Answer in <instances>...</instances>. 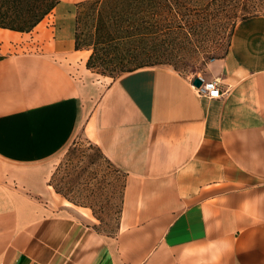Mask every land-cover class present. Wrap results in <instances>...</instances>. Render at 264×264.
I'll list each match as a JSON object with an SVG mask.
<instances>
[{
	"label": "crops",
	"instance_id": "crops-1",
	"mask_svg": "<svg viewBox=\"0 0 264 264\" xmlns=\"http://www.w3.org/2000/svg\"><path fill=\"white\" fill-rule=\"evenodd\" d=\"M81 1L0 27V264H264V12L198 72L220 81L207 98L163 65L89 78ZM32 32L35 49L1 52ZM78 133L126 175L114 236L50 183Z\"/></svg>",
	"mask_w": 264,
	"mask_h": 264
},
{
	"label": "rangeland",
	"instance_id": "rangeland-1",
	"mask_svg": "<svg viewBox=\"0 0 264 264\" xmlns=\"http://www.w3.org/2000/svg\"><path fill=\"white\" fill-rule=\"evenodd\" d=\"M262 12L264 0H179L173 14L155 7L144 8L138 15V25L132 31L136 35L130 45L137 47L138 55L126 67L163 65L186 77L197 75L207 61L226 51L231 31L240 19ZM93 24L90 10L84 9L78 27L80 42L90 40ZM40 41L35 32L17 34L5 41L1 52L33 50ZM88 69L89 78L103 82L124 73L113 64ZM125 178V173L96 144L78 133L55 156L50 183L55 191L67 193L78 205L91 207L97 220L95 228L105 236H114Z\"/></svg>",
	"mask_w": 264,
	"mask_h": 264
},
{
	"label": "trees",
	"instance_id": "trees-1",
	"mask_svg": "<svg viewBox=\"0 0 264 264\" xmlns=\"http://www.w3.org/2000/svg\"><path fill=\"white\" fill-rule=\"evenodd\" d=\"M56 2L57 0H0V27L30 31L55 6ZM178 2L179 0L175 2L172 0L81 1L77 3L76 9L75 48L91 49L86 62L88 68L97 66L108 68L109 64H113L124 72L135 69L127 68L126 63L138 55L137 47H130L136 35L132 31L138 25V15L144 8L146 10L152 7L166 14H173ZM84 9L90 10L94 24L92 34L89 35L90 40L80 42L78 27ZM56 191L76 203L67 193L61 190Z\"/></svg>",
	"mask_w": 264,
	"mask_h": 264
},
{
	"label": "built area",
	"instance_id": "built-area-1",
	"mask_svg": "<svg viewBox=\"0 0 264 264\" xmlns=\"http://www.w3.org/2000/svg\"><path fill=\"white\" fill-rule=\"evenodd\" d=\"M194 77H198L201 80V83L198 86L192 83ZM194 77L191 78V83L198 95L207 98H218L222 95L218 78L205 79L201 74H197Z\"/></svg>",
	"mask_w": 264,
	"mask_h": 264
},
{
	"label": "water",
	"instance_id": "water-1",
	"mask_svg": "<svg viewBox=\"0 0 264 264\" xmlns=\"http://www.w3.org/2000/svg\"><path fill=\"white\" fill-rule=\"evenodd\" d=\"M192 83L196 86H198L201 83V80L198 77H194L192 80Z\"/></svg>",
	"mask_w": 264,
	"mask_h": 264
}]
</instances>
